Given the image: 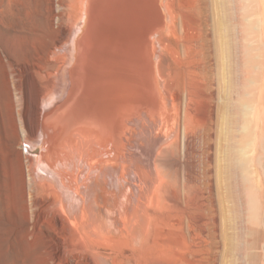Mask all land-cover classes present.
Returning a JSON list of instances; mask_svg holds the SVG:
<instances>
[{"label":"bare ground","instance_id":"obj_1","mask_svg":"<svg viewBox=\"0 0 264 264\" xmlns=\"http://www.w3.org/2000/svg\"><path fill=\"white\" fill-rule=\"evenodd\" d=\"M21 1L7 0L5 5L7 12L11 11L12 5L19 6ZM79 3L80 24L75 28H61L52 46L44 49L43 54L37 50H19L13 45H19L27 39L30 42H37L40 39L39 34H35L33 38L17 36L12 42H8L7 38L5 42L0 41V48L3 53L17 56L16 60L22 64L18 71L15 70V65L7 64L11 75L18 81H15L16 85L14 84L15 90L19 91L17 112L24 132V141L29 145L19 164L20 167L24 164L23 171H26L25 183H22L25 185L23 198L26 199L27 206L21 209L25 210L24 208L28 207L34 211L33 228L49 236L48 242H51V249L53 248L57 254L56 258L59 257L58 262L59 259L65 260L67 253L75 252L78 255L70 256V259L68 257L69 264H97L96 258L101 257L102 253L98 248H94L93 242H89L87 234L85 237L80 226L83 229L86 226L88 228L86 212L92 211L94 206L103 207L98 202V197L100 191L104 192L106 187L115 185L117 188L119 180L121 184L124 180V186L126 183L129 190L131 186L138 188L140 178L138 179V173H135L137 170L131 168L132 164H129L131 155H134L133 150H142L143 145L138 142L136 144L134 139L128 138L131 130L136 129L137 132L140 130L139 132L144 134L149 142L151 140L154 142L152 151L155 155L148 165L151 170L159 172L182 169L186 174L184 180L191 187L199 159L211 153L219 117L213 114L214 69L212 62L208 65L207 62L202 63L205 60L204 53H201L204 37L198 38L196 23L188 20L183 22L180 19L185 18L183 13L172 10L167 2L163 4L161 0H80ZM177 17L182 23V36L177 32ZM226 40L225 38L224 41ZM209 42L211 53L206 57L207 60L208 57L214 59L216 54L213 53L215 49L213 41ZM226 43L227 51L229 45ZM225 45L223 44V47ZM221 49L222 52L224 49ZM1 56L0 53V61ZM223 64L227 82L230 81L227 59ZM23 74L29 76L27 94L23 86L21 90L22 82L18 80ZM15 82H12V85ZM229 83L223 86L225 102L222 104L223 115L220 120L222 135L226 141L225 168L233 169L236 165L245 173L247 163L245 164L244 160L250 145L251 133L250 122L247 119L249 108L243 101L234 107L229 95L231 92ZM142 139L141 141L144 140ZM205 147L207 150H204ZM129 167L135 171H131ZM142 168L143 166L139 167ZM20 172L23 173L22 170ZM144 172L146 174V171ZM172 173L174 174L173 170ZM178 174L183 176L177 171V177ZM164 176L162 173L160 178L165 179ZM199 176L196 178L202 177ZM23 179L20 178V181ZM176 179L174 178V181L177 182ZM169 183L172 189L176 185L174 183L172 187L173 183ZM179 183L182 187L185 184ZM157 186L156 192L153 191L155 193L158 189L161 191ZM168 191L173 192L168 189L163 191L162 199L159 192L158 198L156 195L153 197L160 199L164 208L168 202H176ZM134 192L136 194V191ZM179 196L183 200L184 196ZM156 199V203L159 202ZM123 202H126L125 199ZM109 203L107 206H110ZM171 210L173 211L172 208ZM131 214L133 215L132 212ZM132 215L130 217L135 220ZM90 216L95 218V215ZM130 217L128 219H131ZM153 218V214L148 215V220ZM132 219L128 223L130 230L136 224ZM145 227L148 228V225ZM34 238L33 235L30 239Z\"/></svg>","mask_w":264,"mask_h":264},{"label":"rangeland","instance_id":"obj_2","mask_svg":"<svg viewBox=\"0 0 264 264\" xmlns=\"http://www.w3.org/2000/svg\"><path fill=\"white\" fill-rule=\"evenodd\" d=\"M162 1L163 4L167 2L166 4H169L172 10L182 12L185 18L180 19L183 22L188 20L193 24L196 23L198 38L204 37L202 43L204 40L206 45L201 44L203 47L201 53H204L205 60L202 63L207 62L206 65H208L209 62V64L212 62L215 74L212 84L215 98L213 114L219 117L218 122L220 124L218 126L217 122L216 136L215 134L213 136L211 153L205 158L202 157L204 159H199L200 161H198V166L196 165L195 169L199 172L194 170L197 175L194 174L195 180L192 182L193 191H191L192 188L184 180L186 174L182 169L177 171L183 176L178 174L177 177V171L174 169H168L170 172L168 170L156 172L149 168V162L155 155V152L152 151L154 142L152 140L149 142V139L147 140L146 136L140 133V130V132H137L136 129L131 130L128 138L134 139L136 144L138 142L143 145L142 150H133L134 153L132 154L134 155H131L130 164L128 163L129 165L132 164L131 168L137 170L135 173H138V179L140 178V182L138 180L139 184L137 183L138 188L131 186L129 190L126 183L124 186L123 182L125 181L123 180L121 184L119 180L116 184L117 188L113 185L109 186L110 188L106 187L104 192L100 191L98 202L103 207L94 206L92 211L86 212L88 228L86 226L83 229L80 226V229L85 237L87 234L89 242L94 243V248H98L102 253L101 257L96 258L97 264H264V14L259 8L258 0H161V3ZM79 2L80 0H22L19 6L12 5L11 11L8 13L5 7L7 0H0V41L5 42L8 38L7 41L12 42L14 37L17 36L33 38L35 34H39L40 39L37 42H30L27 39L22 43H20V40L19 45H13L19 50H37L43 54L44 49L52 46L51 44L59 35L61 28H75L80 24L81 8ZM68 15L70 18H68ZM180 19L177 17L176 25L178 34L182 36L183 29ZM222 31H224V35ZM212 33L213 36H211ZM225 38L226 41H224ZM208 40L213 41V47L215 48L213 53H216L214 59L208 57L209 61L206 58L211 53V43ZM224 42H228L226 43L229 45L228 52L225 49L227 46ZM223 44L225 47H223ZM205 47L210 52L206 51ZM220 49L223 54H221ZM0 53L2 55V61H0V264H69V259L73 255L77 256L78 253H67L65 256L66 261L59 259L58 262L59 257L56 258L57 254L53 248L51 249V242H48L50 240L49 236L46 233L44 234L43 231L33 228L34 211L28 207L24 208L25 210L21 209L27 206L26 199L23 198L25 197L23 196L25 194L23 188H25L26 175L24 172L26 173V171H23L25 170L24 164L21 166L22 169H20L19 164L23 160L21 157L26 154L29 145L24 141V132L17 112L19 110V102L17 101L19 91L15 90L14 84L16 85L18 81L11 75L7 64L15 65L16 71L22 64L16 60L18 59L17 56L8 55L3 51ZM226 59L230 67L228 70L230 81L227 82L224 74L225 69H223V63L226 62ZM21 77L18 79L22 82L20 83L22 84L20 85L21 90L24 88L25 94H27L29 91V76L23 74ZM228 78L227 80H229ZM12 82L15 83L12 85ZM229 82L231 83L229 95L234 107L240 101H243L249 108L247 119L250 122L251 130L250 145L248 146L246 160H244L245 164L247 163L246 166L244 165L245 170L249 174L242 173L236 165L233 169L231 167L230 169L225 168L226 141L222 135L223 130L221 129L220 120L223 115L221 112L223 111L222 104L225 102L223 86ZM140 138L145 141L143 139L141 141ZM216 138L217 140H215ZM204 150H207V148L205 147ZM135 159L136 161H133ZM210 164H213L212 167H210ZM142 166L145 170L143 168V170L139 169ZM133 169L131 171H135ZM172 170L173 175L171 174ZM144 171H146V174ZM161 172L166 177L169 176L170 181L168 180L169 177L160 178L162 176ZM199 175L202 177L196 178L200 177ZM158 177L160 180H158ZM20 178H24L23 181H20ZM174 178L177 182L174 181ZM166 180L173 183H171L172 187L176 183L175 187L172 189L168 181L167 184L165 183ZM162 182L164 187H162ZM179 182L185 183L183 187ZM157 183H160V185ZM165 184L168 186L166 187ZM155 185L161 188V191L158 189L160 196L167 189L173 191L171 193L168 191V193L175 198L176 202H168L164 208L161 201H159L163 198V195L160 199H156L159 195L158 192L155 193L157 190ZM114 188L115 190H113ZM188 188L189 190H187ZM131 189L136 191V194L132 190L133 195H131ZM154 190L155 192H153ZM172 193L175 194L172 195ZM113 195H117V197ZM179 195L184 196L183 200ZM128 196L132 197L128 198ZM153 197L156 198L153 199ZM106 198L108 199L106 200ZM124 199L126 202H123ZM155 199L161 205L159 202L156 203ZM109 201L112 203H109ZM102 202H105V204ZM108 203L110 206H107ZM181 208H184V210ZM187 212L189 213L187 214ZM127 213H129L128 217L126 216ZM100 214H103V216ZM149 214L154 215L152 220H148ZM90 215H95L96 220L94 216ZM131 215L135 220L130 217ZM129 217L136 223L132 230L128 227V223L131 221V219H128ZM90 218L92 219L91 222L89 221ZM146 225H148V228L145 227ZM97 228L99 231H97ZM33 235L35 238L30 239ZM84 252H82L83 255Z\"/></svg>","mask_w":264,"mask_h":264},{"label":"crops","instance_id":"obj_3","mask_svg":"<svg viewBox=\"0 0 264 264\" xmlns=\"http://www.w3.org/2000/svg\"><path fill=\"white\" fill-rule=\"evenodd\" d=\"M258 5L261 12L264 14V0H258Z\"/></svg>","mask_w":264,"mask_h":264}]
</instances>
